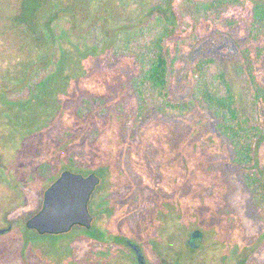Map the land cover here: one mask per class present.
<instances>
[{
    "label": "rangeland",
    "instance_id": "obj_1",
    "mask_svg": "<svg viewBox=\"0 0 264 264\" xmlns=\"http://www.w3.org/2000/svg\"><path fill=\"white\" fill-rule=\"evenodd\" d=\"M3 1L0 11L6 12L8 2ZM88 1L91 6L97 0ZM161 1L109 0L103 6L108 24L116 27L145 20L148 8ZM180 1L167 3L173 7ZM183 3L174 7L179 24L175 38L183 43L178 66L171 74L172 98L188 97L192 61L209 56L213 62L207 80L223 94L225 88L216 78L223 72L242 108L249 109L252 96L239 60L241 47L251 48L247 25L229 15L214 22L198 21ZM142 42L144 39L136 44ZM13 49L14 43L0 35V70L16 53ZM258 50L254 68L264 75V34ZM114 59L97 57L95 65L73 67L70 77L74 81L85 70L93 73L77 90L78 95L93 96L76 106L80 113L90 112L87 117L100 131L97 139L94 131L87 130L86 115L65 107L51 115L43 141L41 136L36 141L21 138L22 133L30 136L39 122L34 106L19 113L10 106L14 121L8 109L0 113V228L11 227L0 235V264H133L131 256H123L122 245L93 240L78 226L61 239L26 228L25 220L41 208L52 177L63 170L99 176L89 201L93 225L113 236L138 241L148 264H160L161 257L171 264H264V219L244 186L242 172L230 163L231 146L216 133L215 116L204 105L181 118L163 115L148 95L138 99L137 105L132 79L138 68L132 59L123 57L115 65ZM103 68L110 70L101 71ZM45 86L58 87L54 83ZM53 92L45 94L53 99ZM93 99L104 100L103 107L94 105ZM67 131L78 143L71 161L58 143ZM85 133L86 138H81ZM26 143L34 145L24 146ZM260 156L264 161V148ZM43 163H50V168L39 170ZM188 188L192 189L189 196ZM174 201L180 209H175L174 216H181L170 224L166 204ZM194 228L201 229L203 237L195 240L191 250L187 240Z\"/></svg>",
    "mask_w": 264,
    "mask_h": 264
},
{
    "label": "trees",
    "instance_id": "obj_2",
    "mask_svg": "<svg viewBox=\"0 0 264 264\" xmlns=\"http://www.w3.org/2000/svg\"><path fill=\"white\" fill-rule=\"evenodd\" d=\"M6 1L9 10L0 11V35L14 43L16 53L0 70V113L11 107L19 113L32 105L37 109L39 118L35 131L33 129L30 136L22 133L21 138L37 140L39 138L35 137L41 136L43 141L44 132L48 134L50 128L51 115L63 111L64 107L81 115L90 113H80L76 105L93 95H78L77 90L93 73L88 74L89 71L85 70L71 81L73 67L95 65L97 57L101 60L115 58V65L126 57L132 59L138 68L137 76L132 79L137 105L138 99L144 100L148 95L163 115L181 118L204 105L215 116L216 133L231 146L230 163L242 172L244 186L255 198L264 219V161L260 156L264 148V75L257 72L253 63L260 56L259 43L264 34V1L183 0L184 7L198 18L205 16L215 20L221 14L218 7H230L247 21L250 32L255 33V39L249 43L251 48L241 47L239 53L241 70L246 74L252 96L249 109L242 108L223 72L216 75L218 83L225 88L223 94L207 80V71L213 62L209 56L192 61L188 72L192 80L189 96L184 100L172 98L170 79L178 66L183 43L175 38L179 24L174 7L178 8L182 0L173 7L167 3L170 0H162L148 8L145 20L116 27L109 25L107 9L103 6L109 0H97L95 4L91 2V6L88 0H5L3 3ZM140 39L144 42L136 44ZM27 46L29 49H26ZM107 70L110 69L103 68L101 71ZM48 83L58 87L47 88L45 85ZM24 90L27 91L22 94ZM46 91H54V98L45 94ZM93 103L101 106L104 100L98 102L93 99ZM8 111L14 121L12 110ZM83 120L89 121L87 130L94 131V139L101 136L100 131L95 129L96 122L87 115ZM64 133L65 136L58 139L59 148H63L65 154L69 153L66 159L71 161L78 143L71 138L70 131ZM86 135H81V138L85 139ZM27 145L34 144H24ZM50 166V163H43L39 170ZM48 235L52 239H61L67 234Z\"/></svg>",
    "mask_w": 264,
    "mask_h": 264
},
{
    "label": "water",
    "instance_id": "obj_3",
    "mask_svg": "<svg viewBox=\"0 0 264 264\" xmlns=\"http://www.w3.org/2000/svg\"><path fill=\"white\" fill-rule=\"evenodd\" d=\"M99 182V176L94 173L82 175L63 170L44 191L41 208L25 220L26 228L39 234H60L68 232L76 224L90 227L92 216L88 201ZM10 228H0V235ZM199 237L201 231L194 230L192 242Z\"/></svg>",
    "mask_w": 264,
    "mask_h": 264
},
{
    "label": "flooded vegetation",
    "instance_id": "obj_4",
    "mask_svg": "<svg viewBox=\"0 0 264 264\" xmlns=\"http://www.w3.org/2000/svg\"><path fill=\"white\" fill-rule=\"evenodd\" d=\"M218 10L221 11V14H219V16H217L216 18L218 19L219 17H227V15L229 16H233L235 17V20L233 21H242L244 22L246 25H247V29H248V34L250 35V41L251 40H254L255 39V33L254 32H250V29H249V24L247 23V21L245 19H243V17H239L237 15V12L236 10H230V7H227V6H224V7H218ZM190 12V11H189ZM192 14H195V13H192ZM196 16V15H195ZM205 17V16H204ZM201 17V18H198L196 16V18H198V21H202V22H205V21H210V22H214L216 21L217 19L213 20L211 17ZM208 19V20H207ZM231 20V21H232ZM261 37V36H260ZM189 96V95H188ZM60 175V174H59ZM55 177V179H53V181L51 183H53L58 177ZM99 185V184H98ZM97 185V186H98ZM97 186L95 187V189L97 188ZM47 189V188H46ZM94 189V191H95ZM247 189V188H246ZM190 190H192L191 188H188V196L190 194ZM248 190V189H247ZM93 191V192H94ZM249 191V190H248ZM93 192L91 193V196L93 194ZM250 192V191H249ZM251 194V192H250ZM252 195V194H251ZM91 196H90V199H91ZM253 196V195H252ZM89 199V201H90ZM89 201H88V210H89V213L91 214L92 216V210L89 208ZM179 201V200H177ZM253 201H254V204H256V200L255 198L253 197ZM163 203V202H162ZM166 210L168 211V214H169V217L170 219H172L170 221V224L172 223V221H175V217H180L181 216V213L177 214V216H174V212H175V209H177L178 211H180L179 207H177L178 205L175 204V201L172 203H167L166 204ZM93 218H92V221H91V225L90 227H84V226H81V225H74L72 226V228L69 230L71 231L75 226H78L79 228V231L80 232H83L85 235H87L89 238L93 239V240H97L103 244H108L110 245L112 242H114L115 244H118V245H122L123 246V249H125V253H123V256L126 257V259H128L127 257L131 256L132 258V261H133V264H148L147 262V259H146V256L144 254V250H143V247L142 245L136 241L135 239H133L132 237H128V236H119V235H115L113 236L112 234H108L106 232V230H100V229H97L94 225H93ZM170 227V225H169ZM194 230H199L201 231V237L199 238H196V239H200L203 237V231L199 228H194L192 230H189V233H188V240H187V246L189 249L191 250H194L193 248L196 247V244L195 242L193 243L192 240H191V235H192V232ZM68 231V232H69ZM68 232H65V233H68ZM141 232V231H140ZM5 233V232H4ZM3 233V234H4ZM2 235V234H1ZM153 245L154 247L156 246L155 242H153ZM168 249L170 251H172L174 249V247L172 248V246L170 245V243L168 244ZM159 251V250H158ZM160 254V252H159ZM161 260V263L160 264H171L168 260H165V258L161 257L160 258Z\"/></svg>",
    "mask_w": 264,
    "mask_h": 264
}]
</instances>
